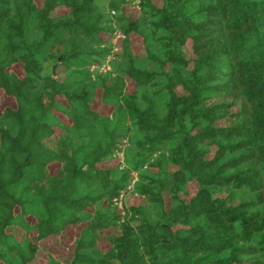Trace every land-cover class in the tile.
<instances>
[{
	"label": "trees",
	"instance_id": "16d2710c",
	"mask_svg": "<svg viewBox=\"0 0 264 264\" xmlns=\"http://www.w3.org/2000/svg\"><path fill=\"white\" fill-rule=\"evenodd\" d=\"M128 3L0 0V264H264V0Z\"/></svg>",
	"mask_w": 264,
	"mask_h": 264
},
{
	"label": "rangeland",
	"instance_id": "374dc122",
	"mask_svg": "<svg viewBox=\"0 0 264 264\" xmlns=\"http://www.w3.org/2000/svg\"><path fill=\"white\" fill-rule=\"evenodd\" d=\"M97 1L99 3L102 2V0H97ZM129 2L130 3H128L124 6L125 10L132 13L133 16L137 15L136 3L138 2V0H129ZM156 2H159V0H156ZM60 11L61 10H57L56 12L59 13ZM119 36L120 35H115L114 37H112L109 40V43L112 44V46H113L112 47L113 52H118V50H119V45H120ZM135 42L137 44L138 40H136ZM102 67L103 66H100V68H102ZM133 88H134L133 82L130 80L127 81L126 89L131 91ZM6 103H11V101H9L7 99H4V100L1 99L0 100V107ZM51 142H52V139L50 140L49 143H51ZM120 159H121V151H117L115 160L119 161ZM187 189L190 193H192L193 192V185L188 184ZM129 201L141 203L142 199L138 198V197L131 198L128 195H126L122 198L120 205H122V202L126 204ZM120 205H117L118 208L121 207ZM76 231H77V227H70L60 237H58L56 239L55 238H49V239L45 240L44 242H42L41 243V249L38 252L37 257H36L35 261L33 262V264H44L45 251H47V250H52L53 252H55L56 254L61 256L62 258L68 259L69 252H70L69 241L71 240V236L73 234H75ZM14 233L18 234L19 231L15 230Z\"/></svg>",
	"mask_w": 264,
	"mask_h": 264
},
{
	"label": "built area",
	"instance_id": "2783aa9c",
	"mask_svg": "<svg viewBox=\"0 0 264 264\" xmlns=\"http://www.w3.org/2000/svg\"><path fill=\"white\" fill-rule=\"evenodd\" d=\"M121 158H122V154H121ZM121 195H119V200L118 201H116V203H117V205H120V200H121Z\"/></svg>",
	"mask_w": 264,
	"mask_h": 264
},
{
	"label": "water",
	"instance_id": "95a60500",
	"mask_svg": "<svg viewBox=\"0 0 264 264\" xmlns=\"http://www.w3.org/2000/svg\"><path fill=\"white\" fill-rule=\"evenodd\" d=\"M54 68H55V65L52 67V69L54 70Z\"/></svg>",
	"mask_w": 264,
	"mask_h": 264
}]
</instances>
